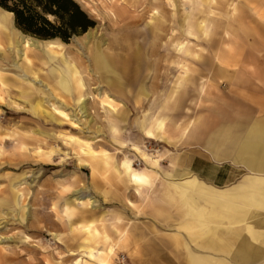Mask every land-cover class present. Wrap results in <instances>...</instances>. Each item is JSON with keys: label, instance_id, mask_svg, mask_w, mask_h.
Instances as JSON below:
<instances>
[{"label": "bare ground", "instance_id": "obj_1", "mask_svg": "<svg viewBox=\"0 0 264 264\" xmlns=\"http://www.w3.org/2000/svg\"><path fill=\"white\" fill-rule=\"evenodd\" d=\"M188 1L199 11L210 3ZM185 9L187 13L193 10L187 6ZM195 21L196 18L189 21V26H196ZM147 34L117 28L110 43L95 39L93 31L75 40L72 46L56 39L33 41L16 27L13 13L0 8V132L4 131V121L35 126L27 133L14 130L9 134L13 140L0 134V166L21 169L34 165L37 159L54 161L60 153L64 155V168L77 158L81 169L91 170L89 185L83 183L81 175L74 174L56 192L52 209L47 214L46 208L35 209L32 222L24 203L30 194L26 174L0 175V181L5 182L0 185V234L16 230L15 236L0 235V264H64L74 255L77 257L70 264H113L116 248L149 239V225L124 220L127 215L135 217L140 213L130 197L148 201L150 190L152 194L161 193L151 201L157 217L165 223L177 220H173L177 232H187L188 264H232L227 255L240 263L248 260L249 245L243 233L259 239L264 232V228H259L264 226V216L248 223V219L262 215L264 210L263 172L246 174L225 187L214 186L196 174L177 177L176 170L162 168V159L154 158L149 150L160 140L178 144L179 136L177 140L166 137V115L157 114L150 121L149 109H144L131 120L133 107L140 112V107L147 106L150 59L160 47H165L149 48ZM183 44L179 42L178 48ZM181 83L180 79L177 91ZM112 92L126 102L118 101ZM47 126H69L72 130L55 134ZM135 127L136 134L132 131ZM103 132L116 143L117 152L102 141ZM59 138L63 141L61 147ZM9 145L11 155L6 154L7 149L2 150ZM65 148L70 149L71 157ZM206 152L215 162L234 156V162L253 171H264V129L244 138L225 130L207 141ZM164 158L173 164L180 161L178 155L166 154ZM33 182H37L35 178ZM32 198L40 204L47 201L39 190L33 192ZM112 201H118L121 208L104 207V202ZM52 229L69 230L67 238L62 239L64 248L76 246L78 250L69 249L62 260H50L53 252L43 251L42 241L51 234L59 240V233H50ZM37 237L42 239L36 244ZM175 238L181 239L178 233ZM7 241H12L13 246L8 247ZM191 244L208 253H201Z\"/></svg>", "mask_w": 264, "mask_h": 264}, {"label": "rangeland", "instance_id": "obj_2", "mask_svg": "<svg viewBox=\"0 0 264 264\" xmlns=\"http://www.w3.org/2000/svg\"><path fill=\"white\" fill-rule=\"evenodd\" d=\"M75 1H77L85 12L96 21V25L87 30V32H94L95 39H103L110 43L115 29H137L140 32H148L147 40L149 48L155 47L156 45H163L165 47L168 45L166 48L160 47L150 59L152 65L151 70H149L148 79L149 97L148 100H146L148 108H146L147 106L144 108L140 107V112H137L133 107L135 114L131 116V120L133 119L134 121L135 117H138V113H141L144 109H149L150 121L158 116L157 114L166 115L165 127L168 140H173V138L177 140L179 132L181 136L193 135V128L195 125L197 126L209 122L211 99L218 97V100L221 101L222 98L225 97L227 73H249L254 68V64H249V59L251 58L249 53L251 50L204 47L208 44H219L218 42H209L211 36L214 38L216 36L215 33L211 34L210 32L211 27H213L210 21L216 18L219 19V16L222 14L220 12L221 10H239L242 7V0H209L210 3H206V8L203 11L194 10L192 2L188 0ZM186 6L188 9H190V7L193 9L191 13H187L185 9ZM195 18L196 21L194 24H196V26H189V24H191L189 21H193ZM192 28H196L197 32H188V30ZM213 28H215V26ZM87 32L76 35L67 42L59 40L72 46L75 40L84 37ZM26 35L31 39L37 38L41 41L45 40L29 34ZM219 39L220 38L217 40ZM181 41L184 43V47L178 48L177 44ZM243 58H245V61ZM180 79L182 83L179 91H177L176 86ZM112 94L118 101L126 102V99L119 94L115 92H112ZM129 105L132 107V104ZM101 111L102 108L100 112ZM103 114L104 113H102V119H104ZM33 128H35L34 125L24 124L20 121H4V131L2 133L0 132V134L7 138L9 134L16 129H19L22 133H27L29 129ZM47 128L51 129L55 134L63 132L70 133L72 130L69 126L60 128L47 126ZM127 130L129 133L131 132L130 127ZM132 131L134 134L138 133L136 127L135 130ZM72 134L78 135V133L74 131ZM101 137L104 143L111 145L113 148L110 149L111 151H118H116L118 148L116 143L107 133L103 132ZM138 137L140 138L142 136ZM9 138L11 140L14 139V137ZM59 140V147H61L63 141L61 138H59ZM178 148V144L174 146L168 144L165 140H160L157 141V143L155 142L149 150L153 153L154 158L158 157L162 159L160 160L162 168H170L178 172V164H173L170 159L164 158L166 154L177 155ZM4 149H7L6 154L11 155L12 146L9 145L6 148H2V150ZM66 150L69 151L68 155L71 157L72 154L70 153V149L67 148ZM61 152L64 153L63 151ZM63 156V154L59 153V158H56L54 161L37 159L34 165L26 166L21 169L19 167L12 168L0 166V175L26 174L28 183L26 185L30 194L26 197L24 203L28 205L29 221H33L35 209L46 208V214L47 211L52 209L57 194L56 192L61 190L63 185L67 184L74 174L81 175L84 179L83 183L90 184V168L85 167L81 169L82 165L77 158L73 159V162L68 168H64L61 165L64 160ZM47 163H54L55 165L47 166ZM187 163H189V161H187ZM183 167L184 166H182V168ZM246 173L248 172H244L243 170L235 172L234 181L240 180L242 175ZM34 178L37 182L31 184ZM1 183L4 184V180L0 181V185ZM158 185L159 183L157 184V188H161L160 186L158 187ZM35 190L43 192L47 197L46 203L40 204L32 198V194ZM159 192L160 191H156L155 194H152L151 190L149 191V197L147 198L149 203L148 201L140 202L136 200L134 196L130 197V199L139 206L140 213L135 217L133 216L134 214L131 217L127 215L124 222L130 221L132 223L137 222L149 225L151 228L149 231V239L143 242H132L131 245L121 249L116 248L113 264H188L185 246L187 241L186 237L188 236L187 232H177V229L174 227V221L176 222L177 220L173 219L174 221L172 220L169 223H165L162 217H157L155 209H152V197L156 198V196H159L161 194ZM39 196L41 197L42 194ZM97 198L100 199L101 203L103 202L101 197ZM103 204L106 209L121 208V204L118 201L104 202ZM110 226L112 227V225ZM52 231L59 233V240L56 241L53 238V234H51L46 237L45 241H42V245L45 247L42 250L53 252V254L49 256L50 260H62L63 255H67L69 249L78 250L76 246L68 247L67 250L64 248L62 239L64 240L67 238L66 234L68 235L69 230L52 229L50 233H53ZM27 233L28 235H32L31 232ZM177 233L181 238L180 240L175 238ZM0 235L15 236L16 230L9 232L5 231ZM41 239L42 238L37 237L35 243L37 244ZM6 245L12 247L13 242L7 241ZM191 247L197 249L201 253H208V250L195 247L194 244H191ZM75 257H77V255H74L73 258L71 257L66 263L70 264Z\"/></svg>", "mask_w": 264, "mask_h": 264}, {"label": "crops", "instance_id": "obj_3", "mask_svg": "<svg viewBox=\"0 0 264 264\" xmlns=\"http://www.w3.org/2000/svg\"><path fill=\"white\" fill-rule=\"evenodd\" d=\"M241 6L235 11L221 10L220 20L216 18L210 21L215 26L211 27L210 32L216 36H211L209 42L219 44H208L204 47L251 50L249 64H254V68L249 73H227L225 97L221 101L218 97L211 99L209 122L195 125L193 135L181 136L179 132L177 155L180 161L178 172H174L177 177L196 174L214 186L225 187L239 181H234L235 172L241 170L248 172L247 175L254 172H263L264 175V171H253L243 163L234 162V156L227 161L215 162L206 152L207 141L225 130L238 133L244 138L255 130L264 129V0H242ZM218 38L220 39L217 40ZM261 214L248 219V223L261 219L264 210ZM259 228L263 229L264 226ZM243 238L249 245L248 260L240 263L227 255L229 262L264 264V232L261 238L255 239L245 231Z\"/></svg>", "mask_w": 264, "mask_h": 264}, {"label": "trees", "instance_id": "obj_4", "mask_svg": "<svg viewBox=\"0 0 264 264\" xmlns=\"http://www.w3.org/2000/svg\"><path fill=\"white\" fill-rule=\"evenodd\" d=\"M14 15L16 27L41 39L69 41L96 25L75 0H0Z\"/></svg>", "mask_w": 264, "mask_h": 264}, {"label": "water", "instance_id": "obj_5", "mask_svg": "<svg viewBox=\"0 0 264 264\" xmlns=\"http://www.w3.org/2000/svg\"><path fill=\"white\" fill-rule=\"evenodd\" d=\"M23 35H25L26 37H27V35L26 34H24L22 31H20ZM33 39V41L34 40H37V41H39V42H45L46 40H43V41H41V40H39V39H37V38H32ZM56 40H59V39H56Z\"/></svg>", "mask_w": 264, "mask_h": 264}]
</instances>
